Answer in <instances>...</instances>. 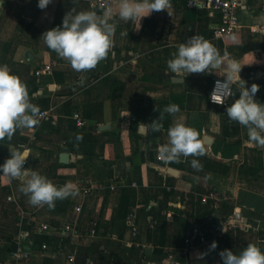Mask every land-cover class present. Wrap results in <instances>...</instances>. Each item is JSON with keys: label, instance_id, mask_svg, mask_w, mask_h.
I'll return each instance as SVG.
<instances>
[{"label": "crops", "instance_id": "obj_1", "mask_svg": "<svg viewBox=\"0 0 264 264\" xmlns=\"http://www.w3.org/2000/svg\"><path fill=\"white\" fill-rule=\"evenodd\" d=\"M82 11L104 13L90 0H52L43 10L37 0H4L0 6V66L47 113L36 126L0 140V163L12 150L27 151L30 171L57 187L71 182L79 189L75 197L56 200L53 209L37 207L19 191L23 181L0 174V264H222L225 249L239 254L254 244L264 252V146L249 142L247 129L226 112L239 98V84L232 83L221 106L209 94L214 81L224 78L223 65L180 81L167 72L179 45L196 35L223 61L245 64L240 76L246 86H260L254 99L264 103L263 0H245L238 31L220 38L214 36L220 14L188 9L186 0H170L167 10L140 24L121 20L117 3L109 55L95 69L77 72L42 34L61 26L67 13ZM47 64L51 72L38 75ZM169 104H178L180 112H164ZM176 122L198 131L205 155L159 159L157 146L169 142L168 129ZM154 124L162 125L159 131ZM193 159L202 170L191 167ZM231 216L240 225L216 237L215 250L185 246L193 225ZM19 251L27 257L18 259Z\"/></svg>", "mask_w": 264, "mask_h": 264}, {"label": "clouds", "instance_id": "obj_2", "mask_svg": "<svg viewBox=\"0 0 264 264\" xmlns=\"http://www.w3.org/2000/svg\"><path fill=\"white\" fill-rule=\"evenodd\" d=\"M52 0H37V7L45 9ZM4 0H0L2 6ZM118 15L123 21H135L140 24L142 18L152 12L167 10L170 0H117ZM111 9L104 11L103 16H98L95 11H82L74 16L66 14L62 25L53 27L42 34L46 46L55 51L57 55L68 61L73 70L90 71L109 55L113 46L112 37L115 25ZM173 58L167 61L168 71L172 73L174 81L183 80L192 73H211L218 67H224V79L217 80L213 89L222 90L223 99L231 95L233 82L239 84V98L226 108L228 118L236 121L247 129L249 142L264 146V103L254 99L259 91V85L253 83L246 86V81L241 78L242 66L236 59L223 61L217 49L207 40L194 35L181 43L178 51L173 53ZM213 103H222L221 95L211 96ZM164 112L175 114L180 112L178 104L165 106ZM40 108L29 102L26 86L7 66H0V140L7 137L9 140L18 128H32L39 123ZM162 125L154 124L153 130L159 131ZM169 142L157 146V152L166 162H179L181 156H203L205 147L199 138L196 129L176 122L169 127L167 132ZM76 139L82 140V135ZM27 151H10L9 157L0 163V174L9 178H18L23 183L19 191L28 196V202L33 206L46 204L49 209L55 207V201L66 199L69 196L79 195L71 182L62 187H57L45 176L25 167ZM191 167L197 171L203 165L196 159L191 161ZM215 241L210 245V250H215ZM201 257L204 254H200ZM222 264H264V252L256 245L248 244L239 254L230 249L219 253Z\"/></svg>", "mask_w": 264, "mask_h": 264}, {"label": "built area", "instance_id": "obj_3", "mask_svg": "<svg viewBox=\"0 0 264 264\" xmlns=\"http://www.w3.org/2000/svg\"><path fill=\"white\" fill-rule=\"evenodd\" d=\"M93 6L101 8L103 11L107 9H113L117 4V0H90ZM186 7L191 10L204 11L211 14L219 13L220 14V24L214 30V36L217 38L220 37H228L234 36L238 31L240 26V17L239 13L242 9L245 8V0H186ZM264 7V0H263ZM253 31H257V28H253ZM52 70V65L47 64L37 71V74L40 75L42 73H50ZM224 78H218L214 81L210 94L209 100L211 103V96L213 95H221L222 103H218L217 105L226 106L228 103V98L223 99L222 90L218 89L216 92H213L215 83L217 80H223ZM232 92V89L230 88ZM216 104V103H213ZM47 116L46 112H41L38 118H45ZM76 119L78 120V125H83V121L79 114H75ZM159 159H164L159 155ZM87 193H90V189H86ZM78 212L81 211V208L77 209ZM240 223L234 216H231L227 219L218 221L217 223L211 226H200L193 225L190 231L184 238L185 246L188 249L197 247V246H205L210 248V245L214 241V239L218 236H223L232 232L234 229L239 227ZM48 226H42V230L46 231ZM66 231H69L70 228L66 227ZM95 232V229L92 230V233ZM43 248H47V245H43ZM18 259L27 257L28 253L19 251L14 254Z\"/></svg>", "mask_w": 264, "mask_h": 264}]
</instances>
